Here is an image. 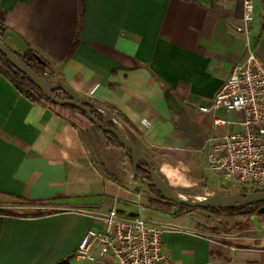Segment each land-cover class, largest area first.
Instances as JSON below:
<instances>
[{"label": "crops", "instance_id": "obj_1", "mask_svg": "<svg viewBox=\"0 0 264 264\" xmlns=\"http://www.w3.org/2000/svg\"><path fill=\"white\" fill-rule=\"evenodd\" d=\"M253 1L248 37L264 64V0ZM0 11L5 45L18 55L32 49L58 83L111 108L145 155L171 158L158 170L166 183L186 181L195 154L218 131L199 106L211 104L246 58L244 0H0ZM111 181L78 128L30 103L0 73V209L36 201L55 210L38 218L0 214V264L68 256L70 264H94L74 255L96 226L93 210L110 204ZM153 215L152 223L180 229L163 235L175 264H264V215L223 218L231 231L215 233L221 241L194 215Z\"/></svg>", "mask_w": 264, "mask_h": 264}, {"label": "built area", "instance_id": "obj_2", "mask_svg": "<svg viewBox=\"0 0 264 264\" xmlns=\"http://www.w3.org/2000/svg\"><path fill=\"white\" fill-rule=\"evenodd\" d=\"M254 19V1L244 0L240 30L247 36L245 61L233 68L210 105L199 106L218 129L209 142L208 171L214 180L241 192L264 190V64L248 37ZM44 78L53 84L59 81L50 71ZM91 216L96 226L82 236L76 259L94 264H175L164 251L163 235L179 228L139 217L123 218L114 207Z\"/></svg>", "mask_w": 264, "mask_h": 264}, {"label": "rangeland", "instance_id": "obj_3", "mask_svg": "<svg viewBox=\"0 0 264 264\" xmlns=\"http://www.w3.org/2000/svg\"><path fill=\"white\" fill-rule=\"evenodd\" d=\"M70 116L72 122L76 124V127L83 136L89 151L91 152L92 158L95 164L100 168L101 164H104L111 172L116 176L117 182L111 181L109 192H107L106 198H111L110 204H107L105 211L99 212L93 210L95 213L104 214L108 209L114 207L123 218H143L146 221L152 222L156 220L153 214L159 213L170 219L177 214L179 210L174 207L172 213H163L151 210L148 205L154 199L151 192L146 186L139 180L136 181L133 171V164L125 152L118 148L113 147L110 142L106 139L102 131L93 128L91 123L78 116L72 115L70 112L67 113ZM231 117H229L230 119ZM242 129L237 128L236 131ZM201 138V142L203 138ZM211 144L206 145L204 149H201L199 154H195L189 167L193 170V173L186 175V181L179 182L174 186H170L178 194L187 198H206L214 194L231 195L235 193H242L239 188H229L227 183L222 181H216L211 176L207 168V152ZM153 161L154 167L157 172L161 168L164 162L172 163L171 158H167L164 154H160L158 151H149L146 155ZM173 164V163H172ZM110 182V183H111ZM112 185V186H111ZM16 207L8 208L10 212L24 213L36 210H48L51 211L52 207L43 204H15ZM181 212V211H180ZM184 214L194 215L195 219L201 221L203 226L212 227L214 232L211 236L214 240L221 241L223 238L216 234L221 231L229 233L231 230L229 227L223 225V218H214L210 214L203 210L184 211ZM181 216V215H179ZM261 217L260 214L256 215ZM245 221V220H244ZM97 229V228H96ZM216 233V234H215Z\"/></svg>", "mask_w": 264, "mask_h": 264}, {"label": "water", "instance_id": "obj_4", "mask_svg": "<svg viewBox=\"0 0 264 264\" xmlns=\"http://www.w3.org/2000/svg\"><path fill=\"white\" fill-rule=\"evenodd\" d=\"M0 53L10 61L17 71L27 76L49 101L59 106H71L81 110L88 116L89 121L95 124L103 133L113 135L132 161L134 173L138 175V169L142 168L152 179V181L144 180L142 183L146 187L155 188L163 199L179 206L201 210H217L224 207L238 208L264 203V192L235 193L231 195L214 194L199 200L178 194L166 184L161 175L156 171L152 160L128 137L119 121L109 110L105 109L101 104L74 93L63 84H53L46 78L40 76L22 60L20 55L5 45L2 39H0ZM39 61L42 63L41 59ZM55 91L64 93L68 99L62 100L57 98L54 94ZM92 110L103 112L112 123V126L101 123L93 115ZM141 163H144L147 167H142ZM258 214H264V208L260 209Z\"/></svg>", "mask_w": 264, "mask_h": 264}, {"label": "trees", "instance_id": "obj_5", "mask_svg": "<svg viewBox=\"0 0 264 264\" xmlns=\"http://www.w3.org/2000/svg\"><path fill=\"white\" fill-rule=\"evenodd\" d=\"M5 29H6L5 17H4V14L0 11V39H2V35L4 34ZM76 47H77V43H75V45L71 49V54L74 52ZM20 57L31 69L36 71L42 77H44V74L48 70H50L49 64L46 61H44L42 58H40L32 49H30L24 55H20ZM40 59L42 60V63L39 61ZM0 73L3 76L7 77L14 84L16 90L22 96H24L30 103L52 107L53 109L58 111L59 115L62 116L63 119H66L74 128H77L76 124L72 122L70 116L67 115L68 112H70L72 115H78L89 121L88 116L81 110L75 107H71V106H59L49 101L48 98L45 97V95L42 93V91L27 76L17 71L13 67V65L10 63V61L2 53H0ZM57 84L61 85L60 83H57ZM54 94L59 99H62V100L68 99L65 96V94L62 92L55 91ZM104 108L109 110L114 115V112L111 108L109 107H104ZM92 113L96 117V119H98L101 123L112 126V123L109 121V119L106 117V115L103 112L92 110ZM91 125L93 128H96L97 130L101 131L95 124L91 123ZM103 134L113 147H118L124 151L119 141L113 135L106 134V133H103ZM141 166L147 167L144 163H141ZM99 169L101 170V172L106 178L113 180L114 182H117L116 176H114V174H112V172L104 164H101ZM134 176L136 178V181L137 180L141 182H143L144 180L152 181L151 177L142 168H139L138 175L134 173ZM147 188L151 192L154 198L148 205V207L151 210L163 212V213H172L173 208L176 207L179 210V212L177 214H173L175 216L184 214L183 213L184 211L191 212L193 210H201V209H190V208L176 205L172 202H169L163 199L162 196L157 192L155 188L153 187H147ZM250 192H264V190L263 191H260V190L243 191L242 193H250ZM26 203L38 204L36 201H27ZM262 208H264V203L256 204L253 206H242L238 208L224 207V208L217 209V210L210 209V210H203V211L207 212L208 214H210L211 217H214V218L237 217V218L247 220L253 216L258 215V211ZM54 212L55 210H51V211L36 210V211H29V212H24V213H18V212L15 213V212H10L5 209H0V214L2 215L11 216V217H20V218H38V217L51 215ZM263 215L264 214H261V216ZM70 260H72V257L68 256L57 264H70Z\"/></svg>", "mask_w": 264, "mask_h": 264}, {"label": "bare ground", "instance_id": "obj_6", "mask_svg": "<svg viewBox=\"0 0 264 264\" xmlns=\"http://www.w3.org/2000/svg\"><path fill=\"white\" fill-rule=\"evenodd\" d=\"M201 199V198H198V200Z\"/></svg>", "mask_w": 264, "mask_h": 264}]
</instances>
